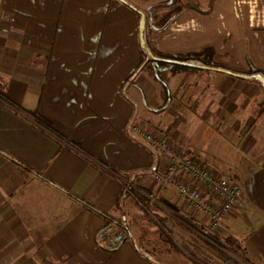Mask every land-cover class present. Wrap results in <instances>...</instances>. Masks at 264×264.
<instances>
[{"label": "crops", "instance_id": "crops-1", "mask_svg": "<svg viewBox=\"0 0 264 264\" xmlns=\"http://www.w3.org/2000/svg\"><path fill=\"white\" fill-rule=\"evenodd\" d=\"M125 2L152 9L129 0H0V264L159 262L131 241L114 253L99 245L106 221L77 199L115 218L119 204L131 216L155 195L175 207L176 192L154 180L166 161L133 134L135 123L232 177L242 196L215 235L240 255L231 264H264V92L219 72L209 82L165 72L166 88L150 66L133 75L140 18ZM177 5L197 9L165 27L172 9L147 19L153 49H210L217 64L246 71L250 60L264 71V0Z\"/></svg>", "mask_w": 264, "mask_h": 264}, {"label": "rangeland", "instance_id": "rangeland-1", "mask_svg": "<svg viewBox=\"0 0 264 264\" xmlns=\"http://www.w3.org/2000/svg\"><path fill=\"white\" fill-rule=\"evenodd\" d=\"M129 1L145 11L163 0ZM173 12H169V18ZM153 198V203L137 205L131 216L128 211L122 220L128 225L140 248L155 260L162 264H200L199 261L202 264H231L234 262L232 258L238 259L235 260L237 263L241 261L239 254L233 255L232 252L236 251L231 248V244L210 231L206 224H202V218L193 214L180 200H176L174 208H169L158 201V195ZM165 234L179 250L167 243Z\"/></svg>", "mask_w": 264, "mask_h": 264}, {"label": "built area", "instance_id": "built-area-1", "mask_svg": "<svg viewBox=\"0 0 264 264\" xmlns=\"http://www.w3.org/2000/svg\"><path fill=\"white\" fill-rule=\"evenodd\" d=\"M132 132L166 161L164 169L154 173L160 190L173 189L184 205L202 218L210 231L218 232L221 222L242 196L241 188L232 177L215 174L141 123H135Z\"/></svg>", "mask_w": 264, "mask_h": 264}, {"label": "trees", "instance_id": "trees-1", "mask_svg": "<svg viewBox=\"0 0 264 264\" xmlns=\"http://www.w3.org/2000/svg\"><path fill=\"white\" fill-rule=\"evenodd\" d=\"M178 2L179 0H170L169 2L163 4L162 6L152 8L147 12H141L137 8L125 2L128 6H130L137 12L140 18L139 34H140L142 61L133 75L139 73L147 66H150L153 70L156 80L164 86L162 74L165 72H171L173 74L182 73V72L198 73L201 74L204 77V79L208 82L212 80V73L219 72V73L227 74L236 80H243L247 82L257 83L264 91V71L255 67L250 60H249V70L244 71V70L232 69L217 64L213 60L214 52L210 49L202 53L165 54L158 52L151 47L148 37L146 36L147 19L152 18L153 15L162 8L172 9V11H174L172 13L173 17L166 19L163 25V27H165L172 19H174V17H176L185 8L188 7V8L197 9L196 6L192 7L190 5L180 7L177 5ZM126 193L127 191L124 190L123 196L126 195ZM136 196L139 200H143L145 198L144 196H138V195ZM77 199L83 204L85 208H87L94 214L100 216L106 221V227L100 232H98L96 237L99 245L105 247L110 252L114 253L118 251L125 242L131 241L133 247L141 256L149 260H153L148 253H146L140 248L134 236L132 235L128 225L122 220V218L125 215L123 211L124 207L122 205L120 206L119 204L118 207V209L121 211V217L115 218L110 214H106L98 210L91 203L79 198ZM165 237L168 244L172 245V247L175 248L176 250H179L169 236L165 234ZM156 263L162 264L160 262H156ZM199 263L202 264L200 261Z\"/></svg>", "mask_w": 264, "mask_h": 264}]
</instances>
